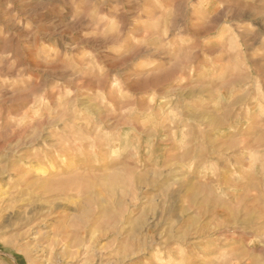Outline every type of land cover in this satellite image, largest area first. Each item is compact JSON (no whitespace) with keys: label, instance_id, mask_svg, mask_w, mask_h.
<instances>
[{"label":"rangeland","instance_id":"rangeland-1","mask_svg":"<svg viewBox=\"0 0 264 264\" xmlns=\"http://www.w3.org/2000/svg\"><path fill=\"white\" fill-rule=\"evenodd\" d=\"M0 264H264V0H0Z\"/></svg>","mask_w":264,"mask_h":264}]
</instances>
